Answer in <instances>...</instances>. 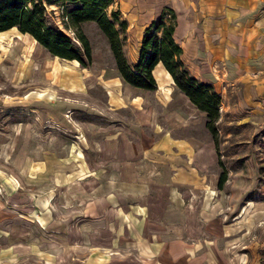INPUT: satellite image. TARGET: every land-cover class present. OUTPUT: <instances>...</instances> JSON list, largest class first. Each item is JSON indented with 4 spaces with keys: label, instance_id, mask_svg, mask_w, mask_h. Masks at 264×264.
I'll return each instance as SVG.
<instances>
[{
    "label": "rangeland",
    "instance_id": "obj_1",
    "mask_svg": "<svg viewBox=\"0 0 264 264\" xmlns=\"http://www.w3.org/2000/svg\"><path fill=\"white\" fill-rule=\"evenodd\" d=\"M182 1L111 0L105 11L126 21L119 37L131 63L144 27L173 6L183 66L220 95L208 172L225 168L226 178L209 187V173L195 175L182 156L160 158L195 176L185 199L189 212L201 216L194 227L219 222L220 243L235 264H264V0ZM59 3L45 9L73 40ZM81 28L91 47L83 63L51 54L16 27L0 31V264H148L122 236L137 223L139 189L124 184L119 170L132 162L136 136L148 144L151 127L134 123L131 108L120 103H165L175 83L163 68L153 89L129 85L96 25ZM204 122L203 114L197 124L167 132L211 139ZM162 138L154 148L167 152Z\"/></svg>",
    "mask_w": 264,
    "mask_h": 264
},
{
    "label": "crops",
    "instance_id": "obj_2",
    "mask_svg": "<svg viewBox=\"0 0 264 264\" xmlns=\"http://www.w3.org/2000/svg\"><path fill=\"white\" fill-rule=\"evenodd\" d=\"M180 2L184 6L183 1ZM174 29L176 30V26ZM162 70L163 66L158 62L152 70L155 80V73L159 74ZM163 72L168 74L167 71ZM156 82L158 85L157 80ZM174 86V97L171 96L165 103H120L128 104L131 108L134 123L148 124L151 127L150 135L146 137L148 144L141 146L140 140L143 138L136 136V140L132 142L133 147L131 145L128 149L134 158L130 165L119 170L124 184L139 189L133 195L139 212L135 219L137 223L122 229V236H130L132 252L140 262L146 263L148 260V264H235L229 254L232 251L230 247L220 243L225 230L220 227L219 222L208 227L199 222V227H194L198 222L193 221H198L201 216L197 217L189 212L185 199L193 194L195 176H184L175 160L160 158L169 152L182 156L195 175H204L209 173L208 167L215 157L214 144L209 138L201 139L192 134H168L197 124L204 114L186 95L179 92L175 84ZM259 104L264 107V103ZM224 108L225 103H221V109L225 110ZM247 114L249 115L244 116H248L250 120L251 114ZM161 137L167 140L168 153L165 148H154ZM150 151L155 152L156 157L147 158ZM210 173L207 185L212 187L217 176L213 171ZM102 198L105 200L104 196Z\"/></svg>",
    "mask_w": 264,
    "mask_h": 264
},
{
    "label": "trees",
    "instance_id": "obj_3",
    "mask_svg": "<svg viewBox=\"0 0 264 264\" xmlns=\"http://www.w3.org/2000/svg\"><path fill=\"white\" fill-rule=\"evenodd\" d=\"M45 4L59 3V19L62 26L72 31L65 33L45 9L43 0H0V31L16 27L20 32L31 35L51 54L64 58H75L80 62L90 60L91 47L84 35L81 23L93 22L106 40L113 67L121 79L129 85L143 90L155 87L152 74L154 66L160 62L170 74L179 90L189 101L204 112V126L212 134L215 150L216 120L220 95L209 82H203L191 75L183 66L179 56L181 47L174 39L176 25L172 7L165 6L155 19L151 20L140 36L136 58L126 61L121 51L119 31L126 27V21L119 19L116 10L106 7L111 0H44ZM217 151V150H216ZM221 165L220 161H217ZM226 178V169L221 168L217 175L216 186L219 188Z\"/></svg>",
    "mask_w": 264,
    "mask_h": 264
},
{
    "label": "bare ground",
    "instance_id": "obj_4",
    "mask_svg": "<svg viewBox=\"0 0 264 264\" xmlns=\"http://www.w3.org/2000/svg\"><path fill=\"white\" fill-rule=\"evenodd\" d=\"M73 40L75 41V39L73 38Z\"/></svg>",
    "mask_w": 264,
    "mask_h": 264
}]
</instances>
